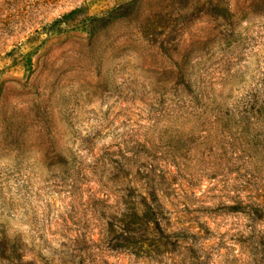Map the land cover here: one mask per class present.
I'll return each mask as SVG.
<instances>
[{
    "label": "rangeland",
    "instance_id": "obj_1",
    "mask_svg": "<svg viewBox=\"0 0 264 264\" xmlns=\"http://www.w3.org/2000/svg\"><path fill=\"white\" fill-rule=\"evenodd\" d=\"M0 264H264V0H0Z\"/></svg>",
    "mask_w": 264,
    "mask_h": 264
},
{
    "label": "trees",
    "instance_id": "obj_2",
    "mask_svg": "<svg viewBox=\"0 0 264 264\" xmlns=\"http://www.w3.org/2000/svg\"><path fill=\"white\" fill-rule=\"evenodd\" d=\"M135 218L139 221H148L153 228L159 227L158 206L145 203L143 209L136 211Z\"/></svg>",
    "mask_w": 264,
    "mask_h": 264
}]
</instances>
